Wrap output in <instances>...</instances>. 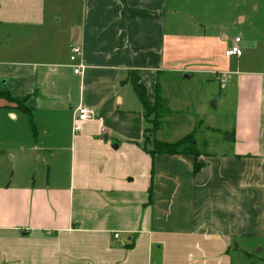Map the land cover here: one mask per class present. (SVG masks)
<instances>
[{"label": "crops", "instance_id": "1", "mask_svg": "<svg viewBox=\"0 0 264 264\" xmlns=\"http://www.w3.org/2000/svg\"><path fill=\"white\" fill-rule=\"evenodd\" d=\"M258 1L256 34L229 58L235 40L200 33L202 0H0V92L27 108L0 99V123L27 120L0 165V264H264ZM179 72L221 84L226 143L153 156L135 86L163 108L160 80ZM81 107L99 118L75 132Z\"/></svg>", "mask_w": 264, "mask_h": 264}, {"label": "rangeland", "instance_id": "2", "mask_svg": "<svg viewBox=\"0 0 264 264\" xmlns=\"http://www.w3.org/2000/svg\"><path fill=\"white\" fill-rule=\"evenodd\" d=\"M260 2L258 0H202L196 7L197 15L194 20L203 27L200 33L226 35L231 42L236 37L245 39L247 36L256 34L259 28V25L253 24V20L261 19V6L259 12L255 13ZM179 8L178 3L171 5V11L176 12ZM171 18L177 20V15H171ZM254 40H257V37H254ZM185 75L189 78H185ZM160 89L164 102L161 104L163 108L161 107L151 117V120H156V124H158L156 118H159L161 123L160 131L156 135L158 141L173 144L193 134L195 149L201 153L213 152L217 145L226 143L227 136L223 130L227 120L219 104V97L223 92L221 84L214 77L200 72L173 73L161 78ZM2 102L0 100L1 104ZM13 118L12 116L9 120L4 119V124L0 123V165L9 162L11 167H13V156L18 159V154L21 153L17 146H25L27 143V140H22L26 132L25 121L27 120L21 118L16 121ZM219 126H221L220 132ZM151 127L153 128L152 125ZM7 131L10 132L9 135ZM11 131L19 132L20 142L11 139ZM188 149L189 147L184 148L185 151ZM12 170L14 171V168H11V172ZM259 256L264 262V252Z\"/></svg>", "mask_w": 264, "mask_h": 264}, {"label": "trees", "instance_id": "3", "mask_svg": "<svg viewBox=\"0 0 264 264\" xmlns=\"http://www.w3.org/2000/svg\"><path fill=\"white\" fill-rule=\"evenodd\" d=\"M135 92L145 108V114H146L147 121L153 126V128L151 127L146 130V133L148 135L145 136L146 143L152 144L154 146V149L152 150L151 154L153 156L168 155V156H175V157L179 155L182 156L185 154H191V155L198 157L199 155L194 152L195 144L193 142V134L186 136L179 142L173 143V144L159 142L156 139L153 140L154 135L159 130L161 123L159 121V118H156L158 121V124H156V120L154 121L151 120V117L156 114L157 110H159L161 106L159 105V103L151 106L147 99L146 92L139 90L136 86H135ZM0 99H4L13 104H16L17 109L21 108L20 110H23L25 112L27 111V108L24 106V103L14 100L9 93L0 92ZM185 147H189L188 151L184 150ZM201 168H202V164L197 162L194 166V173L197 174ZM150 194L152 196V187L150 189Z\"/></svg>", "mask_w": 264, "mask_h": 264}, {"label": "built area", "instance_id": "4", "mask_svg": "<svg viewBox=\"0 0 264 264\" xmlns=\"http://www.w3.org/2000/svg\"><path fill=\"white\" fill-rule=\"evenodd\" d=\"M240 43H241V39L237 38L234 41V44L232 47H230L229 49L226 50L225 55L226 57L229 58H239L242 56V50L240 48ZM72 53H71V58L70 61L72 64L76 63L79 58L83 57L84 51L83 48L81 46L78 45H74L71 49ZM84 65H80V66H76L74 67V73L76 75H80L82 73V71L84 70ZM99 118L97 111L95 109L92 108H86V107H81L77 110V118L75 121V126H74V131L75 132H80L82 129V125L86 122L89 121H93V120H97ZM115 237H118V235H116Z\"/></svg>", "mask_w": 264, "mask_h": 264}, {"label": "water", "instance_id": "5", "mask_svg": "<svg viewBox=\"0 0 264 264\" xmlns=\"http://www.w3.org/2000/svg\"><path fill=\"white\" fill-rule=\"evenodd\" d=\"M185 78H189V76L185 75ZM115 148H117V146H115Z\"/></svg>", "mask_w": 264, "mask_h": 264}]
</instances>
